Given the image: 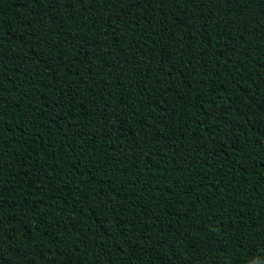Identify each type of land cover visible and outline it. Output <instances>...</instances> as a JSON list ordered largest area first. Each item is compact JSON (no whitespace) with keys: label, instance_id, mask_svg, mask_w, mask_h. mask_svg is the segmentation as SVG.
<instances>
[{"label":"trees","instance_id":"obj_1","mask_svg":"<svg viewBox=\"0 0 264 264\" xmlns=\"http://www.w3.org/2000/svg\"><path fill=\"white\" fill-rule=\"evenodd\" d=\"M0 264H264V0H0Z\"/></svg>","mask_w":264,"mask_h":264}]
</instances>
